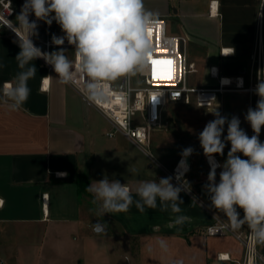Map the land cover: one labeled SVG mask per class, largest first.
Returning <instances> with one entry per match:
<instances>
[{
    "label": "crops",
    "instance_id": "0c3cea01",
    "mask_svg": "<svg viewBox=\"0 0 264 264\" xmlns=\"http://www.w3.org/2000/svg\"><path fill=\"white\" fill-rule=\"evenodd\" d=\"M144 4L166 19L170 34L186 36L189 59L197 71L213 79L198 84L189 78L191 86H217L213 66L220 77L241 76L245 87L257 82L252 57L260 40L264 45V0H144ZM15 41L14 35L0 29V86L19 71L15 57L20 48ZM232 47L234 54H230ZM33 63L37 73L28 82L31 93L21 110L10 112L0 101V260L4 264H168L156 246L159 238L167 239L170 257L185 264H237L244 253L238 239L205 233L215 216L225 217L210 207L203 187L211 167L198 136L215 118L209 111L216 107L222 116L239 117L240 127L253 135L245 115L249 107L255 108V94L227 90L213 107L195 102L167 105L164 124L155 131L171 130L184 143L173 160L162 161L157 154L162 141L169 140L157 134L152 144L156 159L169 170L183 149H193L186 179L191 190L180 193L181 214L191 217V222L182 228L169 227L178 214L161 211L159 206L145 208L143 213L133 205L126 213L96 215L92 194L80 191L79 174L89 175V185L106 176L133 189L139 181L167 176L125 136H108L109 120L72 86L59 83L57 74L41 59ZM44 76L53 77L47 89ZM229 149L226 144L224 155H215L218 164L226 160ZM216 171L218 182L221 169ZM58 172L67 175L61 177ZM133 197L138 199L135 192ZM97 222L108 225L107 235L92 231ZM220 253L229 254L230 259H219Z\"/></svg>",
    "mask_w": 264,
    "mask_h": 264
},
{
    "label": "clouds",
    "instance_id": "9594fccd",
    "mask_svg": "<svg viewBox=\"0 0 264 264\" xmlns=\"http://www.w3.org/2000/svg\"><path fill=\"white\" fill-rule=\"evenodd\" d=\"M32 15L35 20L29 19ZM38 21L48 25L55 21L60 26L64 35L52 36V43L58 50L45 52L34 44L32 37L38 36ZM159 23V13L147 9L144 0H25L11 26L3 25L16 34L15 42L20 51L15 57L19 71L11 81L0 86V101L10 112L21 110L31 93L28 82L37 73L33 62L43 59L57 74L55 78L59 83L78 85L90 102H106L107 86L111 82L143 74L152 64L153 29ZM20 32L23 35L18 34ZM65 40L73 46L72 58L67 55V49L60 47ZM173 42L172 38L167 41L170 45ZM234 52L232 47L230 54ZM52 78L41 77L46 89ZM240 80L242 84V78ZM254 93L259 99L255 108L249 107L245 115L253 135L249 136L240 127L239 117L229 119L222 116L216 107L209 111L215 118L198 136L203 153L211 164L207 183L203 186L210 207L223 214L225 226L231 231L247 227V264L264 262V254L260 251L264 249V142L259 139L264 127V79L257 83ZM161 95L163 93L154 94L152 100L156 101ZM226 144H230L227 158L223 164H218L214 157L224 155ZM192 153L191 147L183 149L181 171L175 176L176 185L172 183L173 177L139 181L134 189L106 176L92 181L86 191L93 196L91 203L96 206V215L126 213L133 205L141 213L145 208L159 206L161 211L170 209L178 214L169 227L182 228L185 223H190L191 217L181 214L183 200L180 193L191 190L184 176L188 171L185 158ZM146 155L153 156L151 153ZM218 167L221 171L217 182ZM57 175L63 177L67 173L58 172ZM133 192L138 199H134ZM107 228L106 223L92 224V231L97 235H107ZM156 246L168 264H185L183 259L170 257L167 239H157ZM149 251H152L151 247Z\"/></svg>",
    "mask_w": 264,
    "mask_h": 264
},
{
    "label": "built area",
    "instance_id": "2783aa9c",
    "mask_svg": "<svg viewBox=\"0 0 264 264\" xmlns=\"http://www.w3.org/2000/svg\"><path fill=\"white\" fill-rule=\"evenodd\" d=\"M24 2L25 0H0V29L7 30L16 38V34L10 28L3 25L11 26L13 21H15L16 15L20 13ZM29 19L35 20V16L32 15ZM159 20L160 23L153 29L154 52L152 59L171 60L172 64L170 67L168 65L156 66L157 75L154 76L153 65L150 64L143 74L138 73L136 76L130 78L123 77L115 82H111L107 86L108 100L103 103L88 101L78 85H69L109 120L111 129L107 132L108 136H115L117 133H120L145 154L151 153L153 156L149 157L150 160L152 162L156 161L155 163L164 170L166 176L173 177L172 180L177 183L175 176L181 171L179 165L182 156L171 169L166 170L156 159L151 145L153 132L164 124L163 113L167 105L170 102H183L185 104L195 102L198 106L213 107L218 101L219 96L227 90L241 89L255 94L254 89L257 83L260 79H264V45L262 40H260L257 50L252 57L253 66L255 64L258 75L255 84L245 87L244 81L241 84V76L220 77L217 67L213 66L211 73L219 78L218 85L214 87H193L189 84V75L196 72L197 67L195 62L191 61L188 57L186 36L170 34L167 30L166 19L159 16ZM52 24H46V34L44 36L32 37L34 44L45 52H52V48L56 46L52 43V36L54 35L50 31ZM18 34L23 35L22 32ZM169 38H172L174 41L171 45L167 43ZM64 45L71 46L67 42L62 46ZM71 47L73 48V46ZM41 60L46 64L43 59ZM46 65L50 70H53L50 65ZM225 80L228 82L223 83L222 81ZM157 93H163V95L158 97L156 101H153L152 96ZM179 94L180 96L178 97ZM255 96L257 103L259 97ZM259 139L261 141V133ZM151 148L152 151L150 150ZM185 159L188 171L185 173L184 178L187 179L191 162L187 158ZM209 165L211 167L210 162ZM205 233L208 236H234L244 247L243 256L240 260H237V264H247V227L243 231H231L225 226L224 219L215 216L214 221L205 228ZM260 251L264 254V249ZM219 259L229 260L230 256L229 254L220 253ZM0 264H4V261L0 260ZM258 264H264V262L258 261Z\"/></svg>",
    "mask_w": 264,
    "mask_h": 264
},
{
    "label": "rangeland",
    "instance_id": "374dc122",
    "mask_svg": "<svg viewBox=\"0 0 264 264\" xmlns=\"http://www.w3.org/2000/svg\"><path fill=\"white\" fill-rule=\"evenodd\" d=\"M37 23H38V36H44L46 34V23L44 21H38ZM50 31L57 37L64 35L63 32L61 31L60 26L56 22L52 24ZM65 42H67V40H65ZM60 47L67 49L68 51L67 55L70 58V54L73 52V48L67 45L60 46ZM56 50H58L57 46L53 47V51H56ZM189 78H190L191 83L193 82V83L203 84L207 80H208L207 82H213V79H211L209 74H205L204 72H202V70L191 73L189 75ZM214 83H215V80H214ZM207 84L209 85L210 83H207ZM159 133L165 136V138H167V140L169 141H166V142L164 140L162 141L164 142L163 147L160 148V153L157 155L162 161L170 162L181 151L184 141L178 135H175L171 130L162 129L161 131L156 132V136L155 135H153L154 137L152 136L151 145L153 144V141L156 140L157 134ZM150 150L152 151V148ZM153 162L155 163L156 161H153ZM155 165L158 166L157 163H155Z\"/></svg>",
    "mask_w": 264,
    "mask_h": 264
},
{
    "label": "trees",
    "instance_id": "16d2710c",
    "mask_svg": "<svg viewBox=\"0 0 264 264\" xmlns=\"http://www.w3.org/2000/svg\"><path fill=\"white\" fill-rule=\"evenodd\" d=\"M78 182L80 185V191L83 195L89 194L88 191H86L87 186H89L90 177L88 174H79L78 176Z\"/></svg>",
    "mask_w": 264,
    "mask_h": 264
},
{
    "label": "snow or ice",
    "instance_id": "6c2138e0",
    "mask_svg": "<svg viewBox=\"0 0 264 264\" xmlns=\"http://www.w3.org/2000/svg\"><path fill=\"white\" fill-rule=\"evenodd\" d=\"M152 65H153V75H157V72H156V66H159V65H168L169 67L171 66L172 64V61L171 60H157V59H152L151 61ZM170 75V73H169Z\"/></svg>",
    "mask_w": 264,
    "mask_h": 264
},
{
    "label": "water",
    "instance_id": "95a60500",
    "mask_svg": "<svg viewBox=\"0 0 264 264\" xmlns=\"http://www.w3.org/2000/svg\"><path fill=\"white\" fill-rule=\"evenodd\" d=\"M187 159H188V161H190V162H191V156L187 157Z\"/></svg>",
    "mask_w": 264,
    "mask_h": 264
}]
</instances>
